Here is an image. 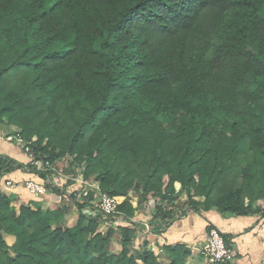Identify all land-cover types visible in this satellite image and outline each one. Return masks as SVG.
I'll use <instances>...</instances> for the list:
<instances>
[{"label": "trees", "instance_id": "obj_1", "mask_svg": "<svg viewBox=\"0 0 264 264\" xmlns=\"http://www.w3.org/2000/svg\"><path fill=\"white\" fill-rule=\"evenodd\" d=\"M33 104L44 118L25 113ZM0 123L19 127L40 159L85 162L86 179L124 198L126 222L122 252L109 255L94 213L64 228L61 210L17 214L0 191V264H160L132 252L130 221L144 203L173 202L177 183L191 204L200 198L196 210L262 212L264 0H0ZM16 168L0 157V177ZM233 171L236 186L219 194ZM165 250L168 264L190 257L183 245Z\"/></svg>", "mask_w": 264, "mask_h": 264}, {"label": "crops", "instance_id": "obj_2", "mask_svg": "<svg viewBox=\"0 0 264 264\" xmlns=\"http://www.w3.org/2000/svg\"><path fill=\"white\" fill-rule=\"evenodd\" d=\"M16 148V146L0 142V157L10 158L23 166L21 169L16 168L13 172L0 177V183L6 180H12L16 183H22L28 180L37 181V176L33 174L28 167V158ZM60 162H57V165H60ZM61 173L62 176L66 178L70 177L69 179L80 180V177L76 176V174L66 175L64 172ZM179 186L180 184L177 183L175 186L176 191H179L177 189ZM80 187L81 188L78 189L79 192H77L79 195L82 194L81 191L83 190L82 186ZM19 194L20 195L11 194V197H13L16 203H21L20 201L22 200L27 204L36 203L34 201L40 203L46 202L42 204L43 207L45 205L48 206V203L50 204L52 202H59V205H66V207L70 205L65 203L64 199H60V196L57 193H53L52 190H50L49 195L42 199H34L23 192ZM74 194L73 196L76 197V193ZM86 199L92 204L93 199L90 195ZM117 200L121 203L124 198L117 197ZM145 204L146 203L142 205L140 210L136 211L135 218L131 221L138 225V232L134 242V249L137 250L135 253L141 254L144 250H148L157 257L160 264H168L170 263V258L165 250L166 247L183 245L190 251L189 258L191 259L189 264H206V262L200 258L201 255L198 253V250L202 246L208 229L214 227L230 240L231 247L237 253L238 264H264V217H261L260 214L248 217H237L230 214L223 215L217 210L212 209L205 215L204 209L199 208L196 210L185 205L188 208L186 210L182 209V213L178 218L173 217L168 222L167 220L163 222L161 221L162 216L158 213L156 207ZM158 205L165 206L161 201H158L157 206ZM132 206L134 208L138 207L137 198L133 199ZM182 207L183 206H180V208ZM85 209L90 210L88 213L89 215L93 213V207L90 209L88 206ZM259 219H261V221L255 224V221ZM144 224H146V226H144ZM252 224L253 227H250ZM257 228H259L258 233L260 234L258 236L262 239L261 242L257 241L258 236L254 233ZM11 243L13 245L15 240H11ZM145 244L147 245L146 248Z\"/></svg>", "mask_w": 264, "mask_h": 264}, {"label": "rangeland", "instance_id": "obj_3", "mask_svg": "<svg viewBox=\"0 0 264 264\" xmlns=\"http://www.w3.org/2000/svg\"><path fill=\"white\" fill-rule=\"evenodd\" d=\"M31 103H34V102H31ZM26 110L27 111L25 113H27V115H29V116L32 115V117L34 119L36 118L37 120L39 118H44V116L46 115L44 110H43V107L38 106V105L36 106L35 104H33V107H31L30 109H26ZM4 122L7 123V120L5 119ZM5 123H4V125L0 123V129H1L0 130V134H1L0 136L4 137V136H7V135L12 134L14 132H17V133L21 132V129L19 127L11 126V125L7 126ZM34 141H36V138H34ZM0 142L6 143L4 141H0ZM7 144L13 145V144H10V143H7ZM13 146H15V145H13ZM16 149L18 151H21L22 154L24 156H26V158H27V155L22 150H20L18 148H16ZM76 158H77L76 156H71V157L67 156V157H65V158H63L61 160L60 165L59 164L56 165L54 163L55 167L57 168L59 173H57L53 177L54 182L56 183V185L54 187H52L51 190L53 191V193H55V194L57 193L60 196V199H64L65 203L70 204L69 207H66V205H62V204L59 205L60 204L59 202H52L50 204L48 203V206L45 205L43 207L42 204H45L46 202L40 203V202H37V201H34L36 203L32 204L31 206L34 205V208H41L44 212H55V211L61 210L63 212V217L60 220V225L62 227H64V228H70V227H74L76 225V223L78 221V218L80 216V213L83 214V215L84 214L89 215L88 214L90 212L89 209L79 208V206H81L85 202L90 204L91 202L86 199L90 195L93 198L92 205H93V209L94 210L92 209L93 210L92 212L94 213V215H92V216L94 218H96V220L98 222V228H97L96 234L102 235L103 237L110 238L113 250L111 249L112 251L109 253V255L113 254L114 256H117L120 252H122V245L119 242V240L121 239V228L124 226L125 221L123 219H121L120 217L112 218L111 220H107L98 211V209L96 207H94V204L95 205L98 204L99 200H100L99 191L96 190V189H93L94 187H98L99 186V183L96 181V176L97 175L94 174V175L90 176L88 179H86L84 177V172L86 170L87 165H86L85 162H78ZM61 172H64L66 175H74V174H76V176L80 177V180H82L86 184L85 185H80L78 183V179L71 180L72 178L69 179L70 177L66 178V177L62 176ZM235 175H236V171H233L232 173L227 175L226 178H224L223 183H221L219 185V187H220L219 192H218L219 194H220V192L222 193V189H224V188H228V187L232 188V187L236 186V184H234V182H233V177ZM196 181H198V177L196 178ZM223 184H225V185L222 187ZM80 186H82V188H83V190L81 191L82 192L81 195H79L77 193V192H79L78 189L81 188ZM180 186L177 187V189L179 191H177L178 195L175 197L174 201L173 202L171 201L169 205L166 204V203L164 204L165 207L167 208V211L168 212L171 211L170 213H171L172 217H174V218H178L179 217V215L182 213V209L186 210L188 207H191V205H193V203L195 201L196 202L201 201L200 198H195V199H193L194 201L191 204V202H190L188 196L186 195V193L184 192L182 186L181 187ZM19 188L20 189L17 190L16 192H14L13 195L14 194L20 195L19 193H22V192L24 194L29 195L26 192V190L24 189L23 182H22V184L20 185ZM49 193H50V191L48 192L47 195H49ZM74 193H76V197L73 196ZM8 195H9V193H8ZM47 195H45L44 198ZM9 196H11V194ZM31 197H33V196H31ZM33 198L34 199H42L43 197H39V198L38 197H33ZM57 201H58V199H57ZM20 202L21 203H16L15 201L12 202V208L17 212V214L20 213L21 207L23 205L27 204L26 202H24L22 200ZM146 204L151 205V207H156L157 206V204L154 201L147 202ZM185 205H188V207L185 206ZM180 206H183V207L180 208ZM255 206L257 208H260L262 210V212H264V200L255 203ZM191 208L194 209L193 207H191ZM197 208H199V207H197ZM207 212H209V211H205L204 212L205 215H206ZM260 221H261V219L255 221V224L259 223ZM144 226H146V224H144ZM250 227H253V224ZM258 231H259V228L255 229V231H254V233L257 236L260 234V233H258ZM112 232L114 233L113 235H111ZM253 236H254V234H253ZM11 240H15V242H16L15 237L9 236V235L5 236L6 244L10 248H13V245L15 243L12 245ZM261 240L262 239H260L259 236H258L257 237V241L261 242ZM134 246H135V243L133 244L132 252H136L137 251V250L134 249ZM198 253L200 254L199 250H198ZM11 254L14 256L12 251H11ZM200 255H201L200 258H202L207 264L208 262L205 259V257L202 254H200ZM190 259L191 258L187 259L186 264L190 263Z\"/></svg>", "mask_w": 264, "mask_h": 264}, {"label": "built area", "instance_id": "obj_4", "mask_svg": "<svg viewBox=\"0 0 264 264\" xmlns=\"http://www.w3.org/2000/svg\"><path fill=\"white\" fill-rule=\"evenodd\" d=\"M0 141L15 145L22 150L28 158V165L31 167L33 173L36 176L45 175L43 183H39L36 180H28L23 182L26 192L33 197H44L48 194L52 187L56 185L53 177L59 173L55 164L47 159H40L32 147V142H27L23 139L19 133L16 135L0 136ZM73 180V179H71ZM75 180V179H74ZM80 185L86 183L82 180H78ZM22 183H16L12 180H6L5 183L0 184V191L9 196L10 194L19 190ZM99 191L100 200L98 204H94V207L105 217L107 220L112 218L121 217L119 212V202L117 198L108 195L100 190V186L94 187ZM9 193V195H8ZM207 260V264H238V256L236 251L226 244V241L219 230L213 228L207 232L204 242L199 249Z\"/></svg>", "mask_w": 264, "mask_h": 264}]
</instances>
